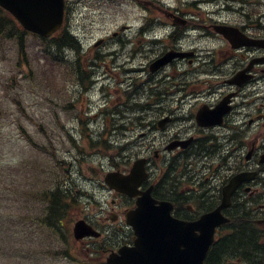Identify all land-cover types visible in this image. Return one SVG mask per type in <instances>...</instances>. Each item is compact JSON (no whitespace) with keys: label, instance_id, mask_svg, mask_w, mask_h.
<instances>
[{"label":"rangeland","instance_id":"obj_1","mask_svg":"<svg viewBox=\"0 0 264 264\" xmlns=\"http://www.w3.org/2000/svg\"><path fill=\"white\" fill-rule=\"evenodd\" d=\"M70 1L73 13L69 21L73 32L83 40V47L86 48L95 40L103 39V43L94 51L102 55L101 61H109L111 70L105 74V77L111 88L110 97L115 99L117 97L127 99L123 96V92L133 90L132 80L135 85L148 91L149 83L154 85L155 78L159 74L162 76L174 71L172 67H167L157 75H149L145 68L149 57H154L153 55L159 50L155 44H149L150 38L155 35L158 37L165 35L162 28L164 26L154 25V22L161 20L163 13L150 2L162 8L174 7L181 12L186 11V14L192 17L195 23L194 28L187 29V36L182 44L192 46L198 56H201L205 45V40L200 38L199 34L203 30V24L211 23L212 20L208 21L210 18L234 22L238 21L237 8L252 9L254 11L252 19L257 21L258 30H264V0H244L249 2L244 4V7H242V2L240 4L233 2L231 7H236L235 9L226 7L225 0ZM142 25L144 27L154 26L145 37L139 34V28ZM128 40L132 42L128 44ZM44 44L46 43L27 35L25 37V57L20 54V58L15 41L11 40L0 46V264H46L47 262L73 264L71 261L63 262L49 254L58 245L51 241L49 230H42L34 220L38 215L42 217L43 207L40 197L47 186V183L42 184V180L41 182L37 180L38 169L42 168L37 157L43 161L42 151L49 158L52 157L51 154H54V163L64 159L65 163L61 165L59 174L62 173L65 176L64 187L75 192L78 198L73 208L75 210L68 215L69 218L74 216L71 222L79 218H87L93 220L95 225L98 223L101 226L104 223L111 225L112 195L102 187L103 173L95 168L101 166L107 169L106 158L101 160L103 164H96L89 158L88 160L80 158L81 155L75 143L67 135L66 128H69L73 136L81 140L80 133L73 129L74 123L68 122L72 113L61 110V100L67 101L63 98L64 79L61 77L60 68L53 64V59L41 52ZM133 47L139 49L140 52L136 51L137 58L135 57L136 59L130 62L133 64L130 66L126 51ZM66 51L63 53L59 51V57H65L64 60L67 61L75 60V52L68 49ZM131 59L132 57L129 58ZM114 61V64L110 63ZM197 61L200 62V60ZM122 65H124V71L120 68ZM184 67L185 64L181 63L180 70L177 72H181ZM126 68H130V71ZM194 69L193 94L196 96L199 90H203L205 83L203 70ZM112 73L114 77L108 76ZM186 81L182 78L178 91H173L169 85H164L162 88L167 94H163V99L156 103H154L151 92L134 97L130 103L136 100L149 101L154 103L152 104L153 110L161 107L170 111L172 107H175L174 112L178 115L191 114V101H194L195 97L181 102L182 98L187 97L188 84ZM182 84L184 86H181ZM114 88L117 90L114 91ZM197 101V107L193 108L194 111L200 104V100ZM261 102L264 103V99H259L257 106ZM132 110L135 112L129 114L128 124L131 123L133 129L127 132L126 142L139 139L138 135L142 130L137 126L138 122L135 119L141 111L138 112L136 108ZM262 113H264V107H262ZM184 123L188 126L190 120L186 119ZM257 130L264 132V126ZM36 145L46 146L47 151L44 149L41 151ZM77 145L80 146L78 143ZM81 148L82 152L86 150V154L90 153V148L84 149L83 146ZM95 150L100 151V147H96ZM137 150L136 146L132 147L130 144L127 146V152ZM111 153L112 150L109 151V154ZM51 162L49 164L52 166ZM44 169V173H39L43 181L48 176L47 170L50 166ZM85 192L86 194L83 195ZM65 230L63 228L62 232ZM66 233L65 231L64 234ZM41 245L48 246L50 249L48 253L44 252L46 257L31 256L32 250L36 253ZM83 256L86 260L82 261H87L88 257ZM233 264L248 263L236 258Z\"/></svg>","mask_w":264,"mask_h":264},{"label":"flooded vegetation","instance_id":"obj_2","mask_svg":"<svg viewBox=\"0 0 264 264\" xmlns=\"http://www.w3.org/2000/svg\"><path fill=\"white\" fill-rule=\"evenodd\" d=\"M238 1L243 3L242 7L249 3L244 0ZM154 6L163 13L159 22L164 26L172 25L173 30L169 34L171 39H174L173 36H177L174 20L182 22L180 27L183 28L193 23L189 17H186V14L178 9L169 10L159 5ZM66 8L68 12L70 9L68 3ZM175 14L186 18V21L183 22ZM237 14L239 15L238 21L234 23L243 34L244 40L264 39V30H258L257 23H254L255 21L252 19L254 14L252 9H237ZM220 23H228V21L223 20ZM211 25V23L204 25L202 33L205 38V45L202 48L200 63L194 62V58L199 59L198 55L192 50H188L181 41H178L168 48L192 51V56L175 59L157 70L156 73L149 74L157 75L167 67L174 69L172 73H165L162 76L159 74L155 78L159 84L158 90L153 94L156 101L163 99L162 95L166 91L162 88L164 85H169L173 91H178L182 78L187 80L186 93L195 99L191 101L192 119L190 124L182 129L174 128L175 117H172L171 113H164L166 110L161 107L152 112L153 116L157 117L154 119L157 126L162 117L167 119L164 123L162 122L159 135L149 141L144 140L139 145L142 150L141 152L139 150L141 154H138V157L145 158L148 171L147 180L142 182L140 187L145 189L152 186L154 197L170 201L177 217L193 220L200 214L209 212L219 205L224 188L233 174L241 171L256 172L254 176H249L246 181L237 186L230 195V205L222 211L225 214H231L233 210L235 214L244 204L247 207L250 206L251 220L264 219V195L259 193L260 187L264 185V132L257 130L264 126V122H261L264 120V113H262L264 103L261 102L257 106L258 100L264 99V48L247 44L233 48L223 35L216 33L211 28ZM91 50L89 47L88 51ZM137 54L130 49L127 52V58L132 57V60H135ZM155 57H149L146 65ZM110 63L114 64V62ZM181 63L185 64V67L181 72H177L180 70ZM196 63L197 66H195ZM64 65H68L65 67L67 70H73L64 75L68 76L66 81L71 75H74L73 92L75 102H78L79 106L90 102L94 84L98 81H104L105 78H101L99 74L105 76L111 70L108 63L92 60L64 63ZM123 67L124 65L120 68L123 69ZM194 68L203 70L205 83L203 90H199L196 96L193 94L195 89ZM126 70L129 71V68ZM108 76L114 77V73L108 74ZM198 94H202L203 97L196 98L199 96ZM226 98L229 102L224 106L227 105L228 108L221 117L220 123L206 126L197 125L193 109L197 107V100L204 101L203 104L208 107H213ZM111 107L107 103L101 112L106 111L108 113L112 111ZM84 122L81 119V123ZM105 123L109 125L111 119L107 118ZM119 126L123 125L120 124ZM165 128L166 130H164ZM186 138H189L190 142L183 147H176L171 151L167 149V146L174 140ZM131 159V155H125L118 162L114 161L113 169L127 173L131 166V162H129ZM110 193L113 196L110 209L115 211L112 212L111 218H114L113 223L117 225V228L122 229V226L125 225V210L134 207L135 198L112 190ZM257 196L263 198L259 207L256 206ZM59 225L62 226L63 223L60 222ZM98 225L96 224L95 227L102 231L103 236L104 230H101L102 227ZM104 228H107V224L104 225ZM101 237L53 238L51 241L56 242L58 246L53 248L54 251L49 254L56 256L63 262L71 261L73 264H108V254L115 249V245L130 244L132 241L129 236L115 238V242H109L112 237ZM49 250L48 246L43 247L41 245L36 253H33L34 250H32L31 256L43 258L46 257L44 252L48 253ZM83 250L88 252L85 253L88 257L85 262L82 261L86 260L85 256L81 254ZM46 264L50 263L47 262Z\"/></svg>","mask_w":264,"mask_h":264},{"label":"water","instance_id":"obj_3","mask_svg":"<svg viewBox=\"0 0 264 264\" xmlns=\"http://www.w3.org/2000/svg\"><path fill=\"white\" fill-rule=\"evenodd\" d=\"M0 6L8 10L26 29L46 37L55 32L62 23L64 0H0ZM216 29L231 40L238 39L237 29L228 26ZM243 42L242 40H239ZM258 45L264 46L263 41ZM175 56L168 52L151 64L154 70ZM223 103L213 109L206 106L196 114L199 125L219 122L226 111ZM177 143L169 147H175ZM243 174L235 175L226 186L221 204L213 211L203 214L193 222L175 219L171 216V204L156 201L146 190L137 199V206L126 214V221L132 225L135 234L134 246L119 250L118 257L108 259L110 264H203L209 245L213 240L215 227L227 221L220 210L229 204L233 188L243 180ZM143 159L134 162L128 175L110 173L105 182L112 188L137 194L136 186L144 176ZM74 233L82 237L93 233L83 220L75 223Z\"/></svg>","mask_w":264,"mask_h":264},{"label":"trees","instance_id":"obj_4","mask_svg":"<svg viewBox=\"0 0 264 264\" xmlns=\"http://www.w3.org/2000/svg\"><path fill=\"white\" fill-rule=\"evenodd\" d=\"M26 34L28 33L21 28L16 20L0 8V46L5 42L14 40L22 51ZM43 41H48L44 44L43 54L51 57L52 62L59 61L58 52L64 46L78 49L77 42L65 28L54 34L50 40ZM62 192L63 188L58 182L48 191L49 218L57 215L62 206H65L66 211H68L70 205L63 202L60 195ZM63 196L68 198L69 194L64 193ZM47 226L50 230L54 228L52 223L47 224ZM228 229L227 232L220 234L219 239L212 245L206 258V264H233L230 261H234L236 258L248 264H264V227L251 224L247 215H244V210L241 209L233 217Z\"/></svg>","mask_w":264,"mask_h":264}]
</instances>
